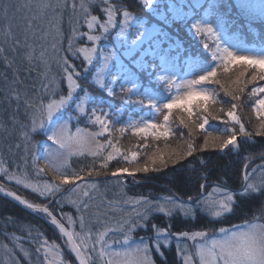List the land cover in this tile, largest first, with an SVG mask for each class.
Returning a JSON list of instances; mask_svg holds the SVG:
<instances>
[{"label":"trees","instance_id":"16d2710c","mask_svg":"<svg viewBox=\"0 0 264 264\" xmlns=\"http://www.w3.org/2000/svg\"><path fill=\"white\" fill-rule=\"evenodd\" d=\"M68 1L69 4L64 7L60 17L61 27H59L60 32L57 35L61 39L60 47L58 50H54L53 54H49L51 68L60 79L67 72L69 66L72 70V66L80 64L82 65L80 69L82 72L77 76L79 92L64 108L61 118L69 116L71 126L86 128L95 134L101 148L95 154L84 152L71 158L65 172H78L81 177L80 180L76 181L78 185L85 183L102 187L107 179L114 177L112 176L114 171L119 168H126L132 172L129 176H121L124 180L123 187L128 195L146 197L155 201L172 197L185 204L184 207L190 206V204L194 205L192 209L187 207L189 209L187 212L179 208L172 210L168 215L153 212L146 222V227H137L132 231L131 236L134 238L149 239L156 264H163V257L171 264H182V258L177 255L178 247L173 238L174 233L202 228L219 231L220 228L236 226L249 219H255V213L264 208V187L256 191L248 189L244 185V171L247 176L251 177V173L257 167L264 168V135L256 134L264 116L257 114L255 104L256 99L264 98V93L256 92L252 95L254 87H264V79L257 78L246 83L244 92L239 94V101H232L231 97L225 94L224 87L234 88L233 82L241 72H244V76L240 77L242 81H250L254 73L259 77V69L254 70L251 66L242 67L240 64H236L229 66L228 71H225L224 67L220 66L215 77L205 81V85L216 100L215 103H209V112L219 118L209 117V121L203 130L199 128L190 130L186 124L181 123L182 120H189L185 105L174 109L169 115L170 135L167 137H157L150 133L139 134L134 132L132 128L133 120L151 119L157 104L166 101L177 92L178 84L189 72L191 63L197 61L200 64L213 66L218 62V59L213 56V52L219 49L217 41L211 39L207 31L198 32L195 27L196 22L203 18L215 1L204 0L203 3L194 7L191 14L189 11L186 13V22L183 25L176 27L178 21L164 26L168 22H163L151 1L109 0L113 4L118 22L124 20L125 12L132 14L133 19L129 22L130 31L127 37L120 39L119 48L116 47L114 35H117L122 22L113 27L111 32L114 34L110 33L106 38L108 43L116 48V52L119 53L115 54L116 59L113 60L112 72L105 77L102 83H97L95 80V73L98 70L95 69V66L96 68L100 67V57L95 60V63L88 65L78 58L80 55L74 53L71 42L67 40L69 33H72L70 26H77L82 30L81 32H85L89 29L86 21H90V17L98 16L99 19L103 20L101 5L92 6L91 13H89L88 11L81 12L75 7L78 6L77 0ZM220 2H224L222 6L225 12L219 13L222 19H226L229 32L239 35L241 40L248 45L264 49V24L245 17L240 0H220ZM3 3L8 6L9 11V0H3ZM56 3L59 2L56 1ZM163 3L164 6H170L168 0H162ZM183 5L185 9H190L188 3L184 2ZM12 7L14 13L10 15V21L14 23L17 20H22L21 26H26L24 23L25 14L22 10L17 9L18 0L13 1ZM37 12L29 9L27 22L31 21L32 16L36 17ZM60 13L61 11L57 10L55 12L53 10L47 11L48 17H51L52 14L60 16ZM170 14L174 16L176 12L172 10ZM12 15L14 16L13 20ZM53 23L51 21L49 27L42 31L45 35L46 45H48L46 53L50 50L48 48L54 31L52 30ZM38 29L39 27L36 25L35 31ZM147 29L153 30L151 35L137 45L131 55L124 53L136 43L139 35ZM37 37L38 34L35 35L36 39ZM106 39L103 38V40ZM76 41L82 44L84 42L83 38ZM159 41L161 45L163 42L167 43V45H163V48L169 53L167 55L172 58L174 63L180 67L179 76L170 82L159 77L161 56L163 55L157 54ZM169 45L170 47H168ZM68 46L72 48L73 53L68 51ZM74 47L76 48V46ZM97 48L100 49L99 45ZM0 49L2 48L0 47ZM103 50L109 51V48L104 47ZM4 52L3 49L0 51V73L7 72L1 68L12 71L6 66L7 58ZM80 65L77 66V70ZM135 71L141 72L136 79L141 86L144 85L140 92H135L134 89L129 88L130 83L127 82L129 75ZM11 76L12 74L4 78L0 75V107L3 109L0 112V162H2L4 169L0 170V183L30 202L48 205L73 233L82 236L83 230L87 229V226L82 230L80 224L74 222V217L71 216V209L74 207L72 203H69L60 212L54 210L64 194L71 192L69 188L73 185H62L60 191L55 194L58 195L49 205V201L55 195L41 196L33 188L17 183L15 179H9L10 174H16L19 177L26 175L35 185L43 186L45 182L59 183L55 179L56 173L59 174V172L45 171L43 167L45 163L44 154L49 143L46 131L42 133L32 131L29 126V118H25L21 110L23 106L29 103L26 94H20L19 90L16 89L7 94L3 89V80L9 79ZM83 79H89L90 82L86 83ZM146 87L153 91L157 102L147 97L148 95L144 92ZM65 90L66 87L64 86L60 89L61 93H64ZM200 99L198 98L191 105L193 113L191 121L200 120L208 115L207 112L203 111L199 103ZM81 102H83L82 106L85 109L83 112L79 111ZM233 102L237 103L235 112L239 117V123L231 121L227 117V112ZM240 124H243L245 131L251 135H241L238 132ZM233 129L237 130L238 143L229 146L226 150L212 146V137L226 138ZM24 132L29 133L30 142L25 140ZM209 133L212 134V137H209ZM205 138L209 140L208 147H203ZM189 142L195 148L191 156H185L184 159H180L176 163L169 160L166 167L158 159L155 164L152 163L153 154L164 153L165 160H168L167 153L172 150L186 152ZM26 148L29 151H26ZM132 153H136L134 158ZM110 154L112 158L107 159ZM33 155L39 158L38 164L42 170L40 172H37L33 165ZM138 166H148V171L135 172L134 169ZM215 186L225 192H232L235 198L232 203V211L218 219H213L202 207L207 192ZM66 191L68 192L66 193ZM189 198L192 200L186 201ZM68 216H71L73 223L68 222ZM141 223L144 222L141 221ZM153 225L168 230L167 235L170 237V244L167 247L161 246L163 256L157 253L153 246L155 239ZM55 243L62 245L63 258L60 259L62 264H79L66 240L52 224L0 196V244H7L16 250H19L20 245H26L30 249V254L28 258L18 254L21 262L31 264V260L40 254L39 250L45 251L49 245ZM161 244L163 245V243ZM67 255L70 257L69 260Z\"/></svg>","mask_w":264,"mask_h":264},{"label":"rangeland","instance_id":"374dc122","mask_svg":"<svg viewBox=\"0 0 264 264\" xmlns=\"http://www.w3.org/2000/svg\"><path fill=\"white\" fill-rule=\"evenodd\" d=\"M14 0H9V11L7 13V17L4 15V7L5 3H3V0H0V47L3 49L4 54L7 58V67L11 68L12 71H8L5 68H1L2 70H6L7 72H1L0 75H2L4 78H7L10 74L12 76L9 79L3 80L4 90L6 93H11L14 89L19 90L18 92L20 94H26L29 103L24 106L22 109L26 115V118L28 116L31 117L30 119V127H32L33 124V108L43 106L44 107V116H43V127L40 126V121L37 120L36 130L37 132L42 133L43 131H46L48 125L53 122L54 117L62 112L64 108L68 105V103L74 98L75 94L79 89V83L77 76L81 74L82 71L80 69L82 68V65L76 64L75 66H72V70H70V66L67 69V72L64 73L63 77L60 79L59 76L57 77L53 69L51 68V60L50 55L53 54L54 50H58L60 47L61 39L58 35V32H60L59 27H61V14L64 7L57 11H61L60 16H56L55 14H52L51 17H48L47 10H38L35 8V5L37 3L42 2V0H18V10H22L25 14L26 20L25 25L21 26L20 21H15L14 23L10 20V15L14 13L12 11V3ZM56 3L58 1L60 4L66 3L65 5L68 6L69 1L68 0H48V2ZM145 1H151V3L154 4V8L158 10V14L160 17H162L163 22H168L167 24H164V26L173 24V22H177V26H181L186 22V16L187 12L189 11V14L193 12L194 7L197 5L203 3L204 0H189L190 3L188 4L190 9H185V6L183 5L184 2H187L188 0H168L170 3V6H164V3L162 4V0H145ZM215 3L212 5L210 11L201 19L199 20L196 25H199L201 28L211 27L213 32L209 33L211 36V39L217 41L218 48L220 50L227 48L229 51L233 52L237 56H252V57H264V51H260L256 48H251L247 46L243 41L241 40L239 35L233 34L229 32V27L226 24V19H222L219 12H225L223 8V3L220 2V0H214ZM241 4L243 6L242 12L244 13V16L253 20L257 21L260 24H264V0H240ZM53 3V4H54ZM78 6L77 7L81 12L88 11L91 13L92 6L94 5H101V14L104 16L103 20L99 19L98 16L96 17V21L94 22V25L92 28H89L88 31L81 32L77 26H70V30H72V33H69L68 39L69 42H71V46L74 48V53H78L80 56L79 59H82L83 62H86L88 65H92L95 63L96 60V54H97V46L99 47H106L108 42L104 41L109 34L111 33V30L116 25H120L121 23L118 22L117 14L115 12V9L113 7V4L109 2V0H77ZM31 4L33 7L29 8L26 5ZM194 4V5H193ZM83 5V7H81ZM29 9L38 11L36 14V17H31V23L28 21V15H29ZM163 10V11H162ZM174 10L176 12V15L171 16L170 12ZM109 11L112 12V23H108V13ZM129 14V13H128ZM93 17V16H92ZM90 17V18H92ZM171 17V18H170ZM14 19V16L12 15V20ZM122 25L120 27V30L117 31V35L115 36V40L117 42L120 41L121 38H126L129 31H130V21L133 19L132 14H129L126 18L125 15L123 16ZM91 20V19H90ZM51 21L54 23L52 24V30L53 35L51 38V44L48 49L49 52L46 53V49L48 45H46L45 41V35L42 33L49 27ZM86 22H89L87 20ZM71 23V22H70ZM9 25L11 26L12 36L5 38V33L9 29ZM24 25V24H23ZM36 25L39 27L38 30L35 31ZM88 25V23H87ZM101 25H106L107 30L105 31L104 28L101 27ZM156 29V27H155ZM51 31V29H50ZM94 31V32H93ZM153 32L152 29H147L146 31H143L142 34H140L138 40L134 45L141 44L145 39H147L151 33ZM38 34L37 39L35 38V35ZM89 36H96L99 37V39L96 40H89ZM83 38L84 42L79 43L76 40ZM32 39H35V41H32ZM102 39V40H100ZM86 41V43H85ZM133 45V46H134ZM76 46V48L74 47ZM135 47V46H134ZM134 47L130 50H126L125 52L128 55H131V53L134 50ZM68 51L70 53H73V50L70 46L67 47ZM93 49H95L93 51ZM50 54V55H49ZM115 51L112 53H106L103 56V59L99 61L100 67L95 69L96 71V82L102 83L104 82V79L107 75H109L112 72L111 66L113 63V59L115 56ZM76 55V54H75ZM89 56L91 57V61L89 62L85 57ZM79 61V60H78ZM236 64H240L239 62L235 64H229V66H234ZM80 65V68L77 70V66ZM163 71L160 73L159 77L162 78V80L166 82H170L174 80L178 68L171 62L170 57H165L163 61ZM241 65V64H240ZM224 67V61L222 59H218V62L214 66H208L206 64H200L197 61H194L191 65V71L189 75L178 84V91L177 93L171 97L167 102L160 103L157 105L155 114L151 119L147 121H136L133 123L132 128L134 132L142 134L144 132H138L137 129H143L146 127H149L152 124H155L158 127V131H163L165 128L170 132V127L168 125V120L165 121L164 117L171 114V112L181 106H190L194 104L199 96H193L191 100L189 101L187 98V93L189 92H199V91H207L209 94H211V91L209 88L205 85V81H200L199 83H193L189 84L190 81H198L199 77L201 75H206L209 71H212L213 69L218 70V67ZM86 71V70H85ZM72 75V79L74 81V87L72 89V94L69 97V86H68V75ZM141 74L138 72L131 73L129 75L130 80V87L133 88L135 91L138 90V87L136 85L137 80L135 81L139 75ZM86 83L90 82L89 79H83ZM66 87V90L64 93H61L60 89L61 87ZM129 87V88H130ZM21 91V92H20ZM149 93L148 96L152 97L150 90L147 91ZM61 98H66V102L61 105V107L57 110L53 111L52 117L49 118L47 116V106L48 104L52 102H59ZM152 100L156 101V98L152 97ZM175 101V103H173ZM168 104H173V107L171 109L165 107ZM3 109L0 107V112H2ZM67 124L69 130L72 134L76 133L77 129L81 130L82 134H93L86 128H80V127H73L70 123V117H64L60 119L58 122H56L53 127H51V132L47 133V137H49L53 131L54 128L57 127L59 124ZM32 129V128H30ZM153 130L149 128V131L147 133L152 132ZM94 139L96 141L97 145H100V142L97 140L96 136L94 135ZM232 146V145H231ZM48 147H51L53 150H55L58 145H56L53 141L49 140L48 145L46 146V149ZM93 148H95V145H93ZM101 148V147H100ZM99 148V149H100ZM84 152L92 153V151H82L78 154H72L67 157V165L69 164V160L71 158L76 157L77 155H80ZM98 152V151H97ZM95 152V153H97ZM63 160V157H61V160H55L53 159L52 163L59 165L61 161ZM44 169L45 171H51V164L49 161L45 160L44 163ZM66 167L62 169H58L59 171H65ZM122 169V168H119ZM116 172V171H114ZM128 173H132L130 170H128ZM127 172L120 173V175L116 177H111L106 180L102 184V187L98 186L93 190L91 188L87 189L90 194V199L80 197L81 201L86 200L89 204V208L86 211H77V207L73 204V208L71 209V216L74 217V222L76 224H80V216H84L85 218V226H87V229L83 230V235L81 237H87L88 238V248L84 249L90 259V262L92 264H105V259L103 257L104 252L107 251L108 256L110 260H113L115 257L111 255L115 252H123L130 248H135L137 244L140 243L141 239L133 240L131 235L130 239L127 243L124 242L125 238V232H122L120 230V227L118 225L121 224L122 221H129L132 222L137 220V212L139 211L134 203V200L139 199L141 197H132L128 195L123 187V175H128ZM58 173H56L57 175ZM262 174H264V168L257 167L252 173H251V182L258 181L261 179ZM129 176V175H128ZM119 180V183H118ZM34 184V183H33ZM85 184V183H84ZM81 184V185H84ZM35 185V184H34ZM65 185V184H64ZM91 185V184H89ZM219 188L217 186L213 187L210 191L207 192V196L209 193H213V190ZM233 196L232 192H226ZM80 196L78 192L70 193L64 195L60 201H58L57 205L54 207L55 211H62V209H65L70 202L69 200L75 201ZM206 196V197H207ZM220 193H214V198L219 197ZM234 197V196H233ZM206 199V198H205ZM204 199V200H205ZM235 199V198H234ZM151 201H155L152 199H149ZM204 200L202 202L203 210L207 213H209L211 216V212L207 209V207L204 205ZM159 201V200H158ZM163 199L161 200V202ZM180 203V202H179ZM181 205H185L180 203ZM189 209H192L194 207L193 204H190V206H187ZM179 209H183L182 207H177ZM74 210V211H73ZM213 219H218L220 217L212 216ZM264 218H261V209L258 210L255 213V219L254 220H248L243 223H240L239 225H236L232 227L234 231H243L245 230L244 225L246 224H264V221H262ZM226 228V227H224ZM163 230L164 228H159ZM195 231H202L208 234V239L217 238L220 233L219 231H210L206 228L193 230V231H187L189 233L195 232ZM105 233L103 240H98L97 237L99 233ZM184 232V231H181ZM179 232V233H181ZM132 233V232H131ZM179 233H174L173 238L176 241L177 247L179 246L180 249H184V252L179 253L177 252V255L182 258L183 264L184 259L183 257L187 255L191 259V264H199V257L196 252L195 245L202 241L204 238L199 237L196 241H193L191 239H177V235ZM167 238L170 240V237ZM145 242L150 245V241L146 238H144ZM160 250L161 246H164V237L160 236ZM79 243H81V239H78ZM163 243V245L161 244ZM170 244V243H169ZM168 244V245H169ZM151 247V246H150ZM62 245L59 243H55L54 245H49L45 250H47V254L45 251L39 250L40 254H37L34 260H31V264H49L50 261H55V264H62L60 262V259L63 258V253L61 252ZM155 248V247H154ZM71 250V249H70ZM72 252V250H71ZM162 252V251H161ZM27 253V255H25ZM22 255L26 258L29 257L30 249L26 245H20L19 250H16L14 247H11L7 244H0V264H25L24 262H21L19 255ZM49 255V258H48ZM151 256L153 258V252L151 250ZM69 256L67 255V259L69 260ZM163 264H171L165 257ZM50 259V260H49ZM71 264V263H69ZM156 264V262H155Z\"/></svg>","mask_w":264,"mask_h":264},{"label":"snow or ice","instance_id":"6c2138e0","mask_svg":"<svg viewBox=\"0 0 264 264\" xmlns=\"http://www.w3.org/2000/svg\"><path fill=\"white\" fill-rule=\"evenodd\" d=\"M27 7H33L31 4L26 5ZM62 7H66V5H61L60 3H51L48 0H42V2L37 3L35 8L38 10H47L52 9L54 12L56 10L61 9ZM83 7V5H81ZM8 6L4 7V15L7 17ZM125 17H128V13H124ZM96 21V17L93 16L91 20L88 22V28H92L94 22ZM54 22V21H53ZM108 23H112V12L108 13ZM102 28L107 30L106 25H101ZM196 30L199 31H207L212 33L213 30L211 27L201 28L199 25H195ZM11 26L9 25L8 31L5 33V38L12 36ZM89 40H96L99 37L89 36ZM95 49H93L94 51ZM2 51V49H0ZM219 53V54H218ZM213 56L215 59H222L224 61V70L228 71L229 64H235L239 62L242 67H256L259 69V77L257 74H253L251 76L250 81H242L240 77L244 76V72H241L237 79L233 82L235 85L234 88L224 87V92L226 95L231 97L232 101H239L241 93L244 92V85L246 83H250L251 81L259 79H264V57H252V56H237L233 52L229 51L227 48L222 50L218 49L216 52H213ZM89 62L91 61V57H85ZM216 70L213 69L209 71L206 75H201L198 81H190L189 84L199 83L200 81H207L212 77H215ZM68 86H69V97L72 94V89L74 87V81L72 79V75L69 74L68 77ZM219 83V81H216ZM256 92L264 93V87L256 88L254 87L252 90V95ZM193 96H199L201 99L199 101L200 105L203 108L204 112H207L208 115L204 116L202 119L197 121H191L192 109L190 106H185V111L188 113L189 120H182L181 123L186 124L190 130H194V128H199L201 130L205 129L209 117L213 119H218V116H213L211 112H209V103H215V97L213 94H209V92L199 91V92H189L187 93V98L190 101ZM66 102V98H61L59 102H52L47 106V116L49 118L52 117L53 111L57 110ZM175 103V101L173 102ZM83 102L79 105V111L83 112L85 109L82 106ZM256 111L258 115L264 116V98L256 99ZM165 107L171 109L173 104H168ZM237 107V103H231V108L227 112V117L229 120L239 123V117L236 115L235 109ZM44 107L41 105L39 107L33 108V124L32 131L36 130L37 120L40 121V126L43 127V116H44ZM99 119V118H97ZM164 120H168V116L164 117ZM159 126L152 124L149 127L143 129H137L138 132L147 133L149 128L153 131L152 135L160 137H167L170 135L167 128L163 131H158ZM238 132L243 136H249L251 133L245 131V127L243 124L239 125ZM258 135H264V120L261 121L259 125V130L257 131ZM26 141L30 142L29 133H23ZM95 134H82L80 129L76 130L75 134H72L69 130L67 124H59L56 128L53 129L51 135L49 136V140L53 141L58 147L53 150L51 147H48L45 150L44 159L49 161L51 164V170L56 172L58 169H62L67 167V157L72 154H78L82 151L88 150L92 151L93 154L99 151L100 145L96 144L94 139ZM209 137H212V134L209 133ZM237 143V130L233 129L227 137H212V146L220 149H224L228 147V145H235ZM209 140L205 138V142L203 147H208ZM95 145V148H93ZM34 147V145H33ZM26 151L29 149L26 148ZM195 148L192 143H187V151H177L172 150L167 153L168 160H165L164 153H156L153 154L152 163L155 164L157 159L163 164L165 167L167 166L168 161L170 160L172 163L178 162L180 159H184L185 156H191ZM133 158L136 156V153H132ZM63 160L59 165L52 163L53 159L55 160ZM111 154L107 159H111ZM127 158V157H125ZM38 157L35 155L32 156L33 165L36 167L37 172L42 171L39 168ZM107 166L106 164L104 165ZM0 170H4L2 167V162H0ZM159 170V169H157ZM135 172L140 171H148V166L136 167L134 169ZM128 172V169L122 168L117 169L116 172L112 173V176L116 177L118 173ZM130 175L132 173H129ZM92 175V173H89ZM9 179H15L17 183L23 184L25 187L33 188L34 191H37L41 196H54L57 192L60 191L61 186L64 184H71L73 187L70 189L71 192H78L80 196L77 200L68 202L73 203L77 207V211H86L89 208V204L86 200L81 201L80 197L90 199V194L87 189H95L97 187L96 184H84L78 185L76 184L77 180H80L81 177L78 172H65L59 171V174L55 176V179L59 181L56 184H50L45 182L43 186L36 184L34 185L26 175L23 177H19L16 174H10ZM252 178L245 175L244 182L248 189L253 191L259 190V188L264 187V174H262L261 179L258 181H253L249 183ZM119 183V180H118ZM0 191H3V187L0 186ZM214 193H220L219 197L214 198ZM7 195L12 196L15 200H18L21 204H24L27 208L32 209L34 211H38L44 213L46 216L50 217L51 223L55 225L61 233L67 236V240L71 245V250L75 252V255L79 258L80 264H87V257L82 253V249L88 248V238L81 237L76 233H73L65 228L64 224L60 222L56 218L55 215L49 210L47 206H41L39 204L29 203L26 199H22L20 196H17L15 193L9 192ZM234 201V197L228 193H226L221 188H216L213 190V193H209V195L204 200V205L211 212L212 216L222 217L224 214L232 211V203ZM136 208L139 210L137 212V221L132 222L122 221L120 225V230L125 232L124 242L127 243L130 239V234L137 227H146V222L148 221L150 215L153 212H160L168 215L172 212V210L177 207H182L185 212L189 211L187 207L181 205L178 201H176L172 197L164 198L163 201H151L146 197H141L139 199L134 200ZM261 218H264V208L261 209ZM80 227L83 230L85 227V218L84 216H80ZM143 221L144 223H141ZM68 222L71 224L73 220L71 216H68ZM155 230V239L153 241V246L157 253H160L163 256V253L160 250V236L164 237V246L167 247L170 243V240L167 238L168 230L159 229L158 226L153 225ZM245 230L243 231H234L231 228H220V235L217 238L208 239V234L202 231H195L189 233L187 231L181 232L177 235V239H191L196 241L197 238L203 237L204 239L195 245L196 252L199 257V264H264V224H246L244 225ZM105 233H99L97 239L103 240ZM74 236L77 239H81L80 244H76L74 242ZM47 254V250H45ZM184 252V249H180L178 246V254ZM27 255V253H25ZM115 258L108 262V264H155L154 259L151 256V247L148 243L145 242L144 238L141 239L140 243L136 245L135 248L127 249L123 252H115L112 253ZM184 264H191V259L185 255L183 257ZM15 264V262H14ZM49 264H55V261H50Z\"/></svg>","mask_w":264,"mask_h":264},{"label":"water","instance_id":"95a60500","mask_svg":"<svg viewBox=\"0 0 264 264\" xmlns=\"http://www.w3.org/2000/svg\"><path fill=\"white\" fill-rule=\"evenodd\" d=\"M225 149H227V147L226 148H224V150ZM0 186H2L1 184H0ZM3 187V191H0V195L1 196H3V197H5L6 199H8V200H10V201H12V202H14V203H16L17 205H19V206H21L22 208H24L25 210H27V211H29V212H31V213H33V214H36V215H38V216H40V217H42L43 219H45L47 222H49V223H51V219H50V217H48V216H46L44 213H41V212H38V211H34V210H32V209H29V208H27L24 204H21L18 200H15L12 196H9V195H7V193H9V192H12V193H15L17 196H20V195H18L16 192H14V191H12V190H9V189H7V188H5L4 186H2ZM21 197V196H20ZM22 199H24L23 197H21ZM28 201V200H27ZM29 202V201H28ZM29 203H31V202H29ZM53 215H55V214H53ZM56 216V215H55ZM56 218L58 219V220H60L57 216H56ZM60 222L61 223H63L61 220H60ZM52 224V223H51ZM64 224V223H63ZM55 226V225H54ZM64 226H65V228L66 229H68L69 231H70V229L64 224ZM59 230V229H58ZM61 233V232H60ZM65 238H66V240H67V236H65L63 233H61ZM68 241V240H67ZM74 242L76 243V244H78L77 242H76V240H75V238H74ZM82 253L85 255V253L83 252V250H82ZM78 258V257H77ZM79 259V258H78ZM80 262V261H79ZM87 264H90L89 263V261H88V259H87Z\"/></svg>","mask_w":264,"mask_h":264},{"label":"clouds","instance_id":"9594fccd","mask_svg":"<svg viewBox=\"0 0 264 264\" xmlns=\"http://www.w3.org/2000/svg\"><path fill=\"white\" fill-rule=\"evenodd\" d=\"M253 69L255 70V69H257V68L254 66Z\"/></svg>","mask_w":264,"mask_h":264},{"label":"bare ground","instance_id":"6f19581e","mask_svg":"<svg viewBox=\"0 0 264 264\" xmlns=\"http://www.w3.org/2000/svg\"><path fill=\"white\" fill-rule=\"evenodd\" d=\"M67 226V225H66ZM68 227V226H67Z\"/></svg>","mask_w":264,"mask_h":264}]
</instances>
